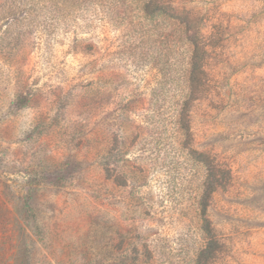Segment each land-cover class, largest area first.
Here are the masks:
<instances>
[{
  "label": "rangeland",
  "instance_id": "1",
  "mask_svg": "<svg viewBox=\"0 0 264 264\" xmlns=\"http://www.w3.org/2000/svg\"><path fill=\"white\" fill-rule=\"evenodd\" d=\"M146 1L0 0V264H264V0Z\"/></svg>",
  "mask_w": 264,
  "mask_h": 264
},
{
  "label": "trees",
  "instance_id": "2",
  "mask_svg": "<svg viewBox=\"0 0 264 264\" xmlns=\"http://www.w3.org/2000/svg\"><path fill=\"white\" fill-rule=\"evenodd\" d=\"M151 9H157L158 11L162 12L166 16L170 17L173 20H177L179 14L176 12V10L170 6L167 0H147L144 12L148 13ZM200 30L196 29L195 32L199 34V36H190V42L192 43V46L194 48L193 51V58H192V70L191 73L188 76V92H191L194 83H195V77L197 76V69L198 67H201L202 65L198 66V63H200V59L202 61V56H200V52L202 50L203 43L200 41L202 40V37L200 36ZM204 52V50H203ZM201 57V58H200ZM183 132L187 130L186 127L183 126L182 128ZM191 154H196V150H192ZM196 161L203 164L206 169V175L204 180V190L202 193V199H201V216L203 221L206 220V206L209 204L210 197L213 193L216 192L217 189H226L231 181V172L223 167H221L218 164H215L214 162H211L203 154H200L198 158H196Z\"/></svg>",
  "mask_w": 264,
  "mask_h": 264
}]
</instances>
